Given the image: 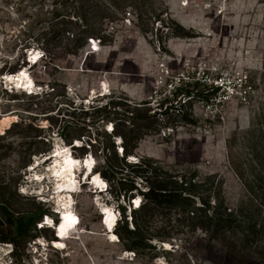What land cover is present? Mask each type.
Listing matches in <instances>:
<instances>
[{"label": "rangeland", "instance_id": "1", "mask_svg": "<svg viewBox=\"0 0 264 264\" xmlns=\"http://www.w3.org/2000/svg\"><path fill=\"white\" fill-rule=\"evenodd\" d=\"M101 2L96 35L71 53L68 33L59 47L29 41L48 27L32 26L36 3L0 0V264H264V0ZM182 70L247 74L250 102L214 116L208 85L170 88ZM16 73L21 86L6 80ZM56 150L77 167L58 230ZM157 184L186 188L195 215L146 199ZM5 208L44 216L18 236Z\"/></svg>", "mask_w": 264, "mask_h": 264}, {"label": "trees", "instance_id": "2", "mask_svg": "<svg viewBox=\"0 0 264 264\" xmlns=\"http://www.w3.org/2000/svg\"><path fill=\"white\" fill-rule=\"evenodd\" d=\"M31 1L38 5L36 9L38 13H36L37 15L33 21L32 26L34 27L36 25L46 22L48 23V27L47 29L44 28V30H42L38 35H36V37L30 36L31 40L29 41L43 43L44 45H47V47L51 45L52 47H59L62 43L61 36L66 35V33H68L72 37H67L68 42L65 48L71 53H76L79 49H82L89 44L90 40L93 39L96 35L95 32L92 30L91 22H95V17H98L100 19L104 17V15L102 14L103 12L100 9V4H102L101 0H98V3H93L95 0H47L50 3L47 10H44L46 0ZM72 16L74 18H72ZM93 16L94 19L92 18ZM43 17H46V19ZM59 19H62V22L64 24L62 27L57 26ZM72 23H76L78 28H80L77 32H73L69 29V24ZM100 41H102V39H100ZM29 43L32 44L31 42ZM94 44L98 43L95 41ZM248 79L251 89H253L254 86L252 85V81L249 76ZM147 117H151V115L146 116V118ZM129 118L131 120V123L133 125H136V117L132 115ZM111 134H113L114 136H123L122 133L118 130L117 124L114 125ZM90 145L91 148L93 145ZM75 147H84V145L80 144ZM88 153V150H86L85 155H87ZM122 153L123 158L129 155L130 151L128 150L127 146H124ZM237 172L240 177H243V174L240 171L237 170ZM100 173L103 177L107 178L108 180L111 179L108 170H101ZM143 195L146 199L159 204L166 203L174 206H181L185 210H188V213L192 212L191 215H195V212L193 210H189L191 207V202H193V197L189 192H187L186 188H182L179 186H169L163 188L160 187V184L150 185L148 189L143 192ZM140 206L141 204L138 207ZM5 216L7 220L14 225L16 234L18 236H21L25 235L28 232L29 228L38 220H42L44 212L41 211L38 213H28L13 216L5 208ZM190 217L194 218L193 216ZM58 221L59 220L57 219L56 222ZM214 222L217 227L222 228L225 231L226 229L229 230L234 227L235 219L231 217L230 213H228L226 216L218 215L217 213L216 217L214 218ZM247 227L248 226L244 224L243 229H246Z\"/></svg>", "mask_w": 264, "mask_h": 264}, {"label": "built area", "instance_id": "3", "mask_svg": "<svg viewBox=\"0 0 264 264\" xmlns=\"http://www.w3.org/2000/svg\"><path fill=\"white\" fill-rule=\"evenodd\" d=\"M198 73L190 74L182 70L173 76L174 79L169 83L170 88L172 89L175 85H182L191 81L208 85L212 92L210 93L207 105L214 116H219V106L234 97L238 96L240 101L245 104L250 102L252 89L247 74L242 75L241 78L236 80L232 76H224V74L212 75L210 72Z\"/></svg>", "mask_w": 264, "mask_h": 264}, {"label": "bare ground", "instance_id": "4", "mask_svg": "<svg viewBox=\"0 0 264 264\" xmlns=\"http://www.w3.org/2000/svg\"><path fill=\"white\" fill-rule=\"evenodd\" d=\"M25 77H26L25 74H22V73L8 74L6 76V80H7V82L15 83V84H18L19 86H21L25 82ZM22 90H25V89H22ZM53 158H55L56 165L54 167V173L52 175H50V177L51 178L54 177V180L56 181V184H57V186H56V189H57L56 190V194L58 195L60 200L63 201L64 207L62 206L63 207L62 208L63 209L62 213L60 211V216L61 217H60V221H59V222H61V221L63 222V220H64L63 217H62L63 214H64V216L66 218H69V216L71 215V212H72L71 211V209H72V207H71V199L69 200L68 197L73 192L71 190H74L75 188H77L76 179L74 178V169L77 168V167H76L75 161H72L70 159L68 150H56L52 154V156H50L48 159L45 160V162H47L48 160H51ZM39 165H40V163L38 164V166ZM92 166H93V161L88 159L87 160V169L89 170V168H92ZM76 173H77V171H76ZM86 178H88V176ZM91 180L92 179H90L88 182L92 184ZM107 186H106V188H107ZM65 195H67V197ZM59 222H58V224H59ZM58 224H56V225H58ZM60 227H61V225L59 224L58 227H57V230H58V228L60 229ZM113 236H115V235L113 234ZM166 245H169V244L166 243Z\"/></svg>", "mask_w": 264, "mask_h": 264}, {"label": "water", "instance_id": "5", "mask_svg": "<svg viewBox=\"0 0 264 264\" xmlns=\"http://www.w3.org/2000/svg\"><path fill=\"white\" fill-rule=\"evenodd\" d=\"M59 222V221H58ZM58 222H56L55 224H58ZM55 227V226H54Z\"/></svg>", "mask_w": 264, "mask_h": 264}]
</instances>
